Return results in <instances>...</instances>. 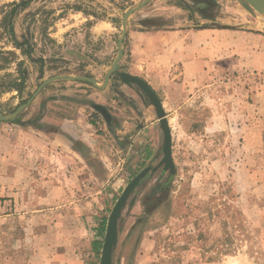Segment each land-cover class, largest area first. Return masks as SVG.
<instances>
[{
  "label": "rangeland",
  "instance_id": "obj_1",
  "mask_svg": "<svg viewBox=\"0 0 264 264\" xmlns=\"http://www.w3.org/2000/svg\"><path fill=\"white\" fill-rule=\"evenodd\" d=\"M14 1L0 0V115L27 106L0 124L42 132L28 140L27 182L0 187V264H101L102 250H93L101 221L141 168L163 156L140 90L116 76L103 90L125 14L146 0H34L13 25L23 49L44 60L43 73L2 26ZM126 23L128 32L211 27L264 36V17L243 0H150ZM246 46L237 60L253 49L260 54L252 60L264 62V40ZM123 50L121 66L130 61L127 38ZM213 73L190 93L160 91L173 105L176 171L166 173L164 201L148 199L157 173L127 205L113 264H264V68ZM100 102L116 119L109 129L91 106Z\"/></svg>",
  "mask_w": 264,
  "mask_h": 264
},
{
  "label": "crops",
  "instance_id": "obj_2",
  "mask_svg": "<svg viewBox=\"0 0 264 264\" xmlns=\"http://www.w3.org/2000/svg\"><path fill=\"white\" fill-rule=\"evenodd\" d=\"M98 26L101 25L98 24ZM263 40L264 36L261 34L230 29L192 27L148 31L131 29L127 37L130 61L125 63L124 70L133 76L142 78L154 90L162 102L169 124H171L169 108L173 105L170 102H164L160 91L172 93L174 90L181 89L190 93L194 91V87L206 84L214 76L213 72L220 67L228 71H232L236 66L254 70L264 68V62L252 60L250 54L258 53L253 49L246 52L248 58L236 59L237 49L244 50L246 47L248 48L246 45L250 42H262ZM107 89L109 90V86L103 90L107 92ZM188 99H191L190 95H188ZM93 104L106 107L101 102ZM109 112L111 111L109 110ZM97 113L103 118L99 112ZM152 113L155 114L158 121L155 109H152ZM150 124L154 130V138L158 143L160 142L162 151L163 132L160 123L151 122ZM144 125L138 126L137 129H146ZM28 128V130H17L15 126L0 124V164L6 165L4 176L0 178V187L3 186L6 189L16 187L18 184L15 183L18 182V178L24 177V182H27L30 177L29 156L26 152V149H29L28 140L30 134H40L42 131L38 128L36 130ZM73 138L76 139V137ZM71 149L77 161L79 158L85 157L80 150ZM151 151L146 148L143 161L151 162L155 159L156 155L151 154ZM84 159L87 160V158ZM77 161H75L76 164ZM149 166L152 165L147 163L141 168V171ZM74 167L76 169V166ZM10 202L13 203L12 200ZM98 239H100L99 236L96 240Z\"/></svg>",
  "mask_w": 264,
  "mask_h": 264
},
{
  "label": "water",
  "instance_id": "obj_3",
  "mask_svg": "<svg viewBox=\"0 0 264 264\" xmlns=\"http://www.w3.org/2000/svg\"><path fill=\"white\" fill-rule=\"evenodd\" d=\"M243 1L249 4L253 9H255V11H257L259 14H261L264 17V10L258 4V0H243ZM149 2L150 0H146L140 6L135 7L126 12L123 20V31L118 41V56L116 61L112 65V70L107 75L104 88L108 86L111 77L115 78L116 76L120 79L123 85H127L131 88L136 87L138 90H140L143 96L147 98L150 105H152L155 109L157 119L160 123V128L163 132V148H162L163 156L160 163L155 168H153L152 166L146 167L134 179H132V181L128 183V185L124 188L122 194L116 201L107 220L105 238H104L102 254H101V264H113L114 252L117 248L118 240H119V223L122 218L123 212L127 207L135 190L142 184V182L145 180V178L148 175L154 174L160 168H163L165 172H169L170 174H174L176 171V165L173 158L172 130L169 121L167 119L166 112L163 108L162 102L160 101L159 97L154 92V90L142 78L133 76L127 72H123L122 67L120 65V62L124 57L123 44L128 36V28L126 21L128 17L143 9ZM62 79H67V78L62 77ZM81 79L94 84L98 88H101L98 82L94 79H87V78H81ZM26 106L27 105H23L19 107L18 110L12 114L0 115V122H10L15 120V118L20 114V112ZM91 106L94 110L99 112L108 123L112 121V116L110 115L106 107L98 104H92Z\"/></svg>",
  "mask_w": 264,
  "mask_h": 264
},
{
  "label": "trees",
  "instance_id": "obj_4",
  "mask_svg": "<svg viewBox=\"0 0 264 264\" xmlns=\"http://www.w3.org/2000/svg\"><path fill=\"white\" fill-rule=\"evenodd\" d=\"M33 1L34 0H19V1H14L13 3H11L9 5L10 11L4 17L2 26L9 33L12 44L17 49L22 50L23 54L25 56H27L32 62L40 64V70H41V73H43L44 60L43 59H39V60L34 59L32 57V51H31L30 47H29V50H26V51L23 49L25 43H22L17 39L15 31H14V25H13V20L16 17V15L18 14V12L20 10L27 9ZM207 28H211V27H202L199 29H207ZM11 54H13V53H11ZM22 78L24 80V78H25L24 73H22ZM11 87L13 89L18 90V91L22 90L20 85L16 81L14 83H12ZM106 224H107V219H103L100 223V227L98 229L99 231L97 233L100 239L93 242V250L98 256L101 254V250H102V246H103V242H104V234L106 231Z\"/></svg>",
  "mask_w": 264,
  "mask_h": 264
},
{
  "label": "flooded vegetation",
  "instance_id": "obj_5",
  "mask_svg": "<svg viewBox=\"0 0 264 264\" xmlns=\"http://www.w3.org/2000/svg\"><path fill=\"white\" fill-rule=\"evenodd\" d=\"M122 67V71L124 70V66H121ZM108 86H109V84H108ZM125 86H127V85H125ZM129 87V86H128ZM131 88V87H130ZM132 89H136V87H134V88H132ZM93 104V103H92ZM152 106V105H151ZM154 109V108H153ZM109 111V110H108ZM110 113V115L112 116V121L110 122V123H108L105 119V122H106V124L108 125V128H111L113 125H115V123H116V119L113 117V115L111 114V112H109ZM159 122V121H158ZM32 125H36L35 123H32ZM140 126V125H139ZM142 126V125H141ZM36 127H38V124H37V126ZM39 128V127H38ZM162 159V158H161ZM160 163V162H159ZM158 163V164H159ZM157 164V165H158ZM156 165V166H157ZM156 166H152L153 168H155ZM161 171V172H160ZM157 173H159V175H157V179H156V181H155V185H154V187H152V194H151V196L149 195L148 196V199H150V200H153V199H155V200H157L158 202L159 201H161L162 200V196L164 195V194H166L169 190H170V183H171V179H172V177H170V178H168L167 177V172H165L164 170H163V168H160L157 172H155L154 174H150V175H148L146 178H145V180L142 182V184L135 190V192H134V194H133V196L131 197V199H130V201H129V203H131V202H133L134 200H136V195H137V193H138V191L139 190H141L143 187H145V185L147 184V181L150 179V178H153V177H155V175L157 174ZM165 176V177H164ZM169 176H171V175H169ZM151 181V180H150ZM149 201V200H148ZM162 201H164V200H162ZM135 202V201H134ZM128 203V204H129Z\"/></svg>",
  "mask_w": 264,
  "mask_h": 264
},
{
  "label": "bare ground",
  "instance_id": "obj_6",
  "mask_svg": "<svg viewBox=\"0 0 264 264\" xmlns=\"http://www.w3.org/2000/svg\"><path fill=\"white\" fill-rule=\"evenodd\" d=\"M258 4L262 7V9L264 10V1L262 0H258Z\"/></svg>",
  "mask_w": 264,
  "mask_h": 264
}]
</instances>
